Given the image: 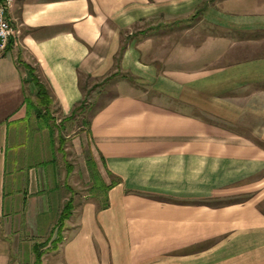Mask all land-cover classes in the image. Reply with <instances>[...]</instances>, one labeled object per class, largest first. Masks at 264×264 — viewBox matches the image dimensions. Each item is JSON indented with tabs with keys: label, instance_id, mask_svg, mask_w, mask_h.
Instances as JSON below:
<instances>
[{
	"label": "crops",
	"instance_id": "crops-1",
	"mask_svg": "<svg viewBox=\"0 0 264 264\" xmlns=\"http://www.w3.org/2000/svg\"><path fill=\"white\" fill-rule=\"evenodd\" d=\"M203 4L204 40H171ZM8 18L19 35L0 58V264H34L69 202L41 264H264V0H15ZM29 69L68 149L40 126ZM115 75L116 95L72 129L75 107ZM7 121L15 167L35 159L8 195ZM48 140L62 180L39 161ZM85 148L102 205L77 195Z\"/></svg>",
	"mask_w": 264,
	"mask_h": 264
},
{
	"label": "rangeland",
	"instance_id": "rangeland-1",
	"mask_svg": "<svg viewBox=\"0 0 264 264\" xmlns=\"http://www.w3.org/2000/svg\"><path fill=\"white\" fill-rule=\"evenodd\" d=\"M213 1V0H212ZM208 5H206L207 7ZM201 7V6H200ZM199 9V7L196 9V14L195 16L185 20L184 22H182V25L178 26V34L177 36L173 35L171 40L177 39L180 40V42H182L183 44H193V45H198L199 43L202 42V40H204V38L207 36V32L208 29L206 28L205 24H198L199 21L201 20V15L203 14H199L197 13V10ZM182 32H179V31ZM176 38H175V37ZM36 75L39 77V75L36 73ZM117 75L112 76L111 78H109V80H105L99 84H95L94 86H90L92 85V82H90V84H88L91 87V91L89 90L86 97H85V104L83 107V110H81L80 112H78L75 116V121L72 124L71 128L72 129H77L79 127H81L83 130L87 129V123L89 122L92 114L98 110L101 106H103L104 104L107 103V100L112 98L114 95H116L117 91H116V84L118 82V78H115ZM118 77H120L118 75ZM86 87H89V86ZM89 87V88H90ZM53 110V105L52 108ZM55 113V111H54ZM9 122V129H10V137H9V146L7 148V176H6V181H7V195L9 193H11V177L13 175H15V172L20 171L21 169L25 168L26 166V162L27 163H33V161L35 162V159H28V161L24 160V162H21L20 164L18 163V166L15 167V163L12 162L11 157L12 154H14L17 151V148L12 146V140H11V136H12V129L15 126L14 124L10 125V121ZM28 123V122H27ZM24 123V124H27ZM29 124V123H28ZM44 122L41 121L40 122V126H43ZM24 127L26 131H30V129H28V126L25 125ZM32 127V125H31ZM50 127H51V132L52 134H50V137H54L53 141L55 143V147L58 148L59 146L61 147V149L63 150L68 149L69 148V144L66 143V141L64 142L63 140H61V138L56 134L57 131V127L56 125H54L53 123H50ZM33 129V127L31 128ZM25 130H24V134H23V147L22 148V152L27 151L28 148L31 147V142L33 141V134L30 132H26L25 134ZM50 143V140H48ZM87 148H85V152L83 153V158L85 159V167H82V170L80 172V169L78 168V172L76 174V180L79 183V189L78 194L80 196V200L82 201V199H84L83 197H86V200H97L99 202L100 205H102L104 198L103 195L105 193V187L102 186L100 180H99V174L97 171V167L91 162V157H90V153L89 151L86 150ZM30 150V149H28ZM42 154L46 153V156H41L39 161L43 162V170L47 169V170H51V169H55L54 175L56 176L57 180H62L63 175L66 173V166H65V162L64 158L62 157V155H60L57 151L53 150V146L50 144H47L46 147L42 148L41 150ZM54 152H56L58 155L56 156L57 158V163H50L48 161H51V159H54ZM70 152L68 151L65 154V158H68L67 156H69ZM84 161V160H82ZM84 163V162H83ZM85 171V173H84ZM86 174V182H83V175ZM64 223L61 225V229L59 228V223H57L55 229H53V231H51V233H49V235H46L43 239H40V241H36V244H44V248L42 250L43 255L44 254H51L52 252L56 251L59 248V245L63 242L65 236H64ZM60 235L58 234L59 231ZM61 237V242L60 244L57 246L56 249H53V242L56 241L58 239V237Z\"/></svg>",
	"mask_w": 264,
	"mask_h": 264
},
{
	"label": "trees",
	"instance_id": "trees-1",
	"mask_svg": "<svg viewBox=\"0 0 264 264\" xmlns=\"http://www.w3.org/2000/svg\"><path fill=\"white\" fill-rule=\"evenodd\" d=\"M206 4H203L201 7H199V9L197 10V13L202 14L205 9H206ZM123 49L121 50V53L119 55V58L122 56L123 54ZM29 75L31 77V81L32 83L37 87L38 91H37V95H36V99H37V113H36V117L37 119L45 122V123H51L52 122V118L50 117V108L53 105V99L52 96L50 94V92L45 88V86L42 84L41 79L36 75L35 71L32 69H29ZM85 102L82 101L77 107H75L72 117H75L76 114L78 112H80L81 110H83ZM105 105V104H104ZM103 105V106H104ZM103 106H101L100 108H102ZM99 110V109H98ZM96 110L92 116L98 111ZM57 112V111H56ZM91 116V117H92ZM64 121V120H63ZM89 125V122L87 123V126ZM62 140V139H61ZM106 190V188H105ZM70 202L65 206V208L63 209L59 219H58V223H59V228L61 229V225L63 224L64 221H66L69 216H70ZM61 230L59 231V235H60ZM61 242V237L59 236L58 239L56 241L53 242V249H56L57 246L60 244ZM44 248V244H37L33 247V253L35 255V262L34 264H41V259L43 257V250Z\"/></svg>",
	"mask_w": 264,
	"mask_h": 264
},
{
	"label": "built area",
	"instance_id": "built-area-1",
	"mask_svg": "<svg viewBox=\"0 0 264 264\" xmlns=\"http://www.w3.org/2000/svg\"><path fill=\"white\" fill-rule=\"evenodd\" d=\"M15 0H0V58L5 53L11 40L17 38L19 32L13 28L8 11L12 8Z\"/></svg>",
	"mask_w": 264,
	"mask_h": 264
}]
</instances>
